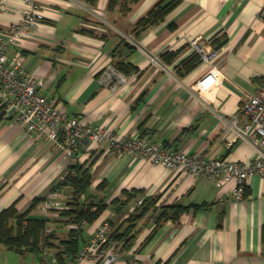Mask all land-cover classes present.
<instances>
[{
	"label": "crops",
	"instance_id": "obj_1",
	"mask_svg": "<svg viewBox=\"0 0 264 264\" xmlns=\"http://www.w3.org/2000/svg\"><path fill=\"white\" fill-rule=\"evenodd\" d=\"M159 1L116 0L110 5V0H35L45 18L32 35L11 47L9 56L21 58L38 90L57 100L70 117L191 154L251 160L254 144L231 125L249 121L240 109L264 84V22L259 18L264 0H178L163 20L136 30ZM27 6L25 0H0V31L19 22ZM194 40L217 54L212 62L200 60L182 74ZM167 52L178 54L166 61ZM109 65L123 66L130 81L115 90L104 85L101 73ZM86 161L87 166L93 163L91 192L107 205L96 221L85 225L86 240L104 221L111 223V232L134 234L123 249L119 242L120 255L113 264H264V176L248 178L245 197L238 201L230 185L119 153L107 143L86 140L68 154L3 116L0 210L16 203L25 211L38 196L66 206L70 194L52 188L72 165ZM102 183L105 188L98 192ZM132 189L160 195L159 204L201 207L162 222L152 235L157 224L151 213L131 221L137 197L126 201L123 190ZM116 198L119 203H112ZM32 216L58 218L59 212L38 207ZM50 226L59 238L73 228ZM47 252L43 259L53 264ZM0 264L45 263L38 255L0 245Z\"/></svg>",
	"mask_w": 264,
	"mask_h": 264
},
{
	"label": "built area",
	"instance_id": "obj_2",
	"mask_svg": "<svg viewBox=\"0 0 264 264\" xmlns=\"http://www.w3.org/2000/svg\"><path fill=\"white\" fill-rule=\"evenodd\" d=\"M5 0H1L4 2ZM27 7L21 10L22 18L0 31V114L27 126V131L39 138L48 139L57 149L72 154L84 141L98 144L107 143L109 149L161 163L169 169L184 171L193 175H204L219 184L230 185L236 200L245 197L247 179L254 175L264 176V84L244 102L240 111L249 121L237 127L232 122L239 137L250 140L256 148V156L249 161L208 158L203 154H191L183 150L150 141L142 135L120 136L109 128L95 127L84 118L70 117L57 100L50 99L38 90L36 80L24 69L21 58H10L9 51L22 38L30 36L43 21L45 15L35 0H25ZM259 18L264 22V5ZM190 47L201 61L212 62L216 50L208 51L197 40ZM104 85L117 89L130 81V76L109 65L101 73ZM55 193L52 192V195ZM143 197L136 201V206ZM39 209L48 212L50 208H60L53 199L39 204ZM49 231L53 230L49 226ZM112 230L111 223L102 222L91 238L82 247L77 261L88 259L94 264H113L119 258L115 245H105ZM53 264H59L52 256Z\"/></svg>",
	"mask_w": 264,
	"mask_h": 264
},
{
	"label": "trees",
	"instance_id": "obj_3",
	"mask_svg": "<svg viewBox=\"0 0 264 264\" xmlns=\"http://www.w3.org/2000/svg\"><path fill=\"white\" fill-rule=\"evenodd\" d=\"M116 0H110L112 5ZM178 0L165 3L164 0L157 2L152 9L136 23V30H144L149 26L156 24L164 19L165 15L178 4ZM130 49L135 48L132 44L127 43ZM222 44L220 43L219 47ZM177 52H167L163 54L166 61H171ZM200 61V56L193 51L192 55L183 64L185 73L192 69L196 63ZM119 71L129 76L123 66L114 65ZM125 71V72H124ZM0 116H2L0 114ZM88 161L72 165L64 177L57 182L52 191H66L70 194L68 203L62 208H50L51 211H58V218L47 216H32L33 211L38 208L39 204L47 200V197H35L30 206L25 211H20L13 203L7 208L0 210V245L7 249L18 253H32L38 255L39 258L47 264L43 259L45 252H51L52 256L59 264H71L77 260L78 254L82 247L88 242L85 238V225L92 224L107 208L103 200H98L97 195L91 192L93 181L92 164L87 166ZM106 183H102L97 187V191L104 190ZM131 198L137 197L136 201L143 197V202L136 206L137 214L132 217L131 221L136 222L148 212L156 220L157 226L153 230L155 234L160 224L168 219H179L180 216L190 211L192 208L197 209L201 205H182L178 203L159 204L160 195L147 196L143 189L123 190ZM119 198L113 200L112 203H119ZM70 224L73 226L68 231L67 237L59 238L55 228L48 230L49 226ZM133 226V224L131 225ZM120 232L114 230L111 232L105 245H115L119 247V242H123L126 247L133 239L134 234ZM120 248V251L122 250Z\"/></svg>",
	"mask_w": 264,
	"mask_h": 264
},
{
	"label": "rangeland",
	"instance_id": "obj_4",
	"mask_svg": "<svg viewBox=\"0 0 264 264\" xmlns=\"http://www.w3.org/2000/svg\"><path fill=\"white\" fill-rule=\"evenodd\" d=\"M41 210V209H40ZM48 211H50V209L48 210ZM44 212V211H43ZM49 259H52V257H49V256H47Z\"/></svg>",
	"mask_w": 264,
	"mask_h": 264
}]
</instances>
